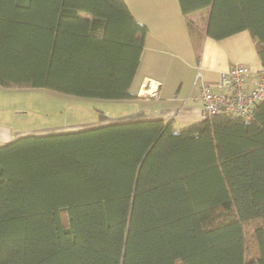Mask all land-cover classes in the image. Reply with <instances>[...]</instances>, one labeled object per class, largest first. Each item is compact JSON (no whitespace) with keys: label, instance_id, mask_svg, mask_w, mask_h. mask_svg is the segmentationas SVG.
<instances>
[{"label":"trees","instance_id":"1","mask_svg":"<svg viewBox=\"0 0 264 264\" xmlns=\"http://www.w3.org/2000/svg\"><path fill=\"white\" fill-rule=\"evenodd\" d=\"M179 2L208 36L248 29L264 67V0ZM147 32L125 0H0V86L135 99ZM0 264H264V99L1 145Z\"/></svg>","mask_w":264,"mask_h":264},{"label":"crops","instance_id":"2","mask_svg":"<svg viewBox=\"0 0 264 264\" xmlns=\"http://www.w3.org/2000/svg\"><path fill=\"white\" fill-rule=\"evenodd\" d=\"M125 1L148 27L131 85L138 97L130 101L139 102L133 120L162 118L175 129L201 121L204 114L198 73L203 81L216 83L220 73L234 63H245L255 71L263 67L248 29L218 39L203 34L209 21L208 8L188 15L179 0ZM192 27L202 32L198 47Z\"/></svg>","mask_w":264,"mask_h":264},{"label":"rangeland","instance_id":"3","mask_svg":"<svg viewBox=\"0 0 264 264\" xmlns=\"http://www.w3.org/2000/svg\"><path fill=\"white\" fill-rule=\"evenodd\" d=\"M137 104L133 100L84 97L43 87L0 86V146L31 133L75 131L131 120Z\"/></svg>","mask_w":264,"mask_h":264},{"label":"built area","instance_id":"4","mask_svg":"<svg viewBox=\"0 0 264 264\" xmlns=\"http://www.w3.org/2000/svg\"><path fill=\"white\" fill-rule=\"evenodd\" d=\"M201 80V103L204 117L225 112L249 118L264 99V67L253 70L245 63H234L220 73L216 83Z\"/></svg>","mask_w":264,"mask_h":264}]
</instances>
